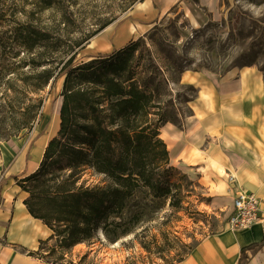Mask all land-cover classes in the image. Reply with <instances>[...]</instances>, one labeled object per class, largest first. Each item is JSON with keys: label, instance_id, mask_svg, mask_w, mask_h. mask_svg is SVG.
I'll return each instance as SVG.
<instances>
[{"label": "rangeland", "instance_id": "obj_1", "mask_svg": "<svg viewBox=\"0 0 264 264\" xmlns=\"http://www.w3.org/2000/svg\"><path fill=\"white\" fill-rule=\"evenodd\" d=\"M55 1L43 9L37 0H0V17L5 15L0 20V195L8 186L18 189L25 200L32 195L40 216L52 215L46 197L55 192L49 179L58 175L57 165L36 186L27 183L21 188L20 184L38 169L43 155L38 148L49 137L52 115L62 102L63 78L36 90V76L43 69L57 73L73 55L72 65H77L109 55L102 52L108 43L124 48L138 41L137 76L151 64L155 68L149 75L170 81L168 86L161 85L159 100L168 119L180 126L163 129L168 135L166 145L173 146L180 140L174 139V133L191 128L189 115L201 105L199 82L211 81L215 87V83L234 80L245 68L259 72L264 80V0H152L159 17L131 41L120 35L123 19L141 1ZM26 28L45 32L47 40L30 41L28 49L18 36V30ZM195 75L201 80L191 78ZM78 117L82 123L83 110ZM169 153L168 167L174 169L168 171V195L136 192L119 217L101 221L75 245L69 244L70 225L40 220L46 223L49 236L28 255L50 264H176L199 241L221 232L232 198L213 195L214 185L209 190L185 164L175 166L178 155ZM33 156L37 165L31 172L28 164ZM77 176L76 188H103L110 182L88 168Z\"/></svg>", "mask_w": 264, "mask_h": 264}, {"label": "trees", "instance_id": "obj_2", "mask_svg": "<svg viewBox=\"0 0 264 264\" xmlns=\"http://www.w3.org/2000/svg\"><path fill=\"white\" fill-rule=\"evenodd\" d=\"M137 1L133 0L132 4ZM37 2L48 9L56 1ZM11 12L17 13L14 9ZM18 36L28 49H31L30 41L44 42L48 38L45 32L29 28L18 30ZM138 48L139 42L135 41L112 54L94 56L77 65H72L73 55L57 73L43 69L36 76L38 91L63 78L59 130L47 143L38 169L25 177L20 186L24 188L27 183L36 186L57 165L58 175L49 179L55 192L46 197L52 215H38L32 195L24 200V205L35 219L70 225L67 232L70 245L79 243L83 234L96 230L109 216L119 217L136 192L169 194L171 174L168 171L174 168L168 167L169 152L159 137L160 128L166 124L180 126L168 119L159 100L161 85L168 86L170 81L149 75L155 68L151 64L137 76L135 54ZM182 73L183 70L180 75ZM79 110L84 111L82 123L78 121ZM87 168L108 178L109 184L103 188H76L77 175ZM171 206L178 208V205ZM262 245L264 239L243 248L237 264L245 260L247 251Z\"/></svg>", "mask_w": 264, "mask_h": 264}, {"label": "crops", "instance_id": "obj_3", "mask_svg": "<svg viewBox=\"0 0 264 264\" xmlns=\"http://www.w3.org/2000/svg\"><path fill=\"white\" fill-rule=\"evenodd\" d=\"M153 4L152 0L139 2L123 19L127 33L120 35L131 41L144 34L159 17ZM122 47L108 43L102 52L112 54ZM191 78L201 80L199 75ZM198 98L201 105L190 116L191 128L178 130L182 139L174 148L175 166L185 164L209 190L214 185L213 195L225 194L233 200L238 193L254 194L260 200V221L247 230L225 227L199 241L176 264H237L243 248L264 239V80L259 72L245 68L234 80L215 87L211 81L199 82ZM52 137L50 133L44 139L40 155ZM31 162L37 165L35 156L28 169ZM24 200L10 186L0 195V264H50L28 255L49 236V229L28 213ZM241 264H264V245L247 251Z\"/></svg>", "mask_w": 264, "mask_h": 264}, {"label": "built area", "instance_id": "obj_4", "mask_svg": "<svg viewBox=\"0 0 264 264\" xmlns=\"http://www.w3.org/2000/svg\"><path fill=\"white\" fill-rule=\"evenodd\" d=\"M260 221V201L252 193H238L227 218L229 230H247Z\"/></svg>", "mask_w": 264, "mask_h": 264}, {"label": "bare ground", "instance_id": "obj_5", "mask_svg": "<svg viewBox=\"0 0 264 264\" xmlns=\"http://www.w3.org/2000/svg\"><path fill=\"white\" fill-rule=\"evenodd\" d=\"M58 122H59V109L58 107L55 108L54 110V113L52 115V121H51V126H50V133L52 134L53 132L55 133V131H57L58 129ZM165 127H169V128H172L173 125L171 124H167V125H164L163 127L160 128V135L159 137L163 140V141H166L168 139V135L167 133L165 132V130H163ZM174 139H180L181 138V134H178V133H174ZM174 148L175 146L173 145H169L167 144V150L169 152H173L174 151ZM38 155V154H37ZM36 157V156H35ZM36 167V162H31L30 163V168L31 170H33L34 168Z\"/></svg>", "mask_w": 264, "mask_h": 264}]
</instances>
